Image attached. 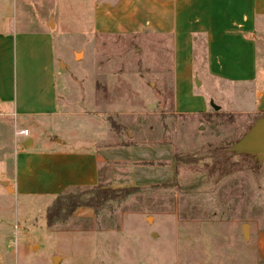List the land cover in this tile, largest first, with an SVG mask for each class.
<instances>
[{
  "label": "rangeland",
  "instance_id": "rangeland-1",
  "mask_svg": "<svg viewBox=\"0 0 264 264\" xmlns=\"http://www.w3.org/2000/svg\"><path fill=\"white\" fill-rule=\"evenodd\" d=\"M10 1L9 25L22 14ZM95 1L55 2L53 52L57 96L99 125L59 118L55 138L65 150L105 151L97 186L121 194L47 228L45 206L29 198L26 212L22 197L0 184V264H264V162L257 168L227 152L254 122L264 91V21L254 19L251 48L234 52L223 76L199 68L173 85L140 33H86ZM101 61L115 67L96 74ZM70 132L77 137L66 143ZM85 191L72 193L86 203Z\"/></svg>",
  "mask_w": 264,
  "mask_h": 264
},
{
  "label": "crops",
  "instance_id": "crops-1",
  "mask_svg": "<svg viewBox=\"0 0 264 264\" xmlns=\"http://www.w3.org/2000/svg\"><path fill=\"white\" fill-rule=\"evenodd\" d=\"M55 2L58 0H18L22 14L18 23L9 25L6 17L11 1L0 0V162L4 169L0 179L7 176L12 185L7 180L0 184L9 186L10 195L22 197L26 212L29 198L48 208L59 195L97 186L105 163V151L65 150L55 138L61 133L59 118L66 122L76 116L89 125H99L95 116L89 118L87 109L73 112L57 96ZM36 10H43L45 17L34 15L32 19L26 14ZM255 18L264 21V0H113L111 4L102 0L93 4V28L87 27L86 33H92L93 39H129L140 33L150 42L147 53L153 66L169 68L176 85L199 68L213 78L223 76L231 55L251 48L248 38L254 36ZM98 49L100 53V46ZM101 63L95 64L96 74L115 67L110 61ZM257 96L253 121L264 115V91ZM84 104L87 107L89 102ZM173 106L179 114L175 102ZM21 130H27L28 136L18 135ZM76 137L70 132L65 142Z\"/></svg>",
  "mask_w": 264,
  "mask_h": 264
},
{
  "label": "trees",
  "instance_id": "trees-1",
  "mask_svg": "<svg viewBox=\"0 0 264 264\" xmlns=\"http://www.w3.org/2000/svg\"><path fill=\"white\" fill-rule=\"evenodd\" d=\"M206 116H209L206 114ZM264 117V115H261ZM260 116V117H261ZM231 157V155H230ZM241 161H248L247 157H238ZM85 190V189H84ZM91 194V197L86 203H83L81 200V195L76 193H65L59 195L55 198L53 203L45 211V223L47 228H52L57 224L64 223L75 210L81 206L90 207L92 209L100 208L103 203L110 201L114 198L120 196L118 191L112 189H104L98 186L88 188V191H85ZM81 193V192H80Z\"/></svg>",
  "mask_w": 264,
  "mask_h": 264
},
{
  "label": "water",
  "instance_id": "water-1",
  "mask_svg": "<svg viewBox=\"0 0 264 264\" xmlns=\"http://www.w3.org/2000/svg\"><path fill=\"white\" fill-rule=\"evenodd\" d=\"M227 152L233 157L251 158L256 167H260L264 162V117L256 118L248 129L230 144ZM243 233L246 235V226L243 227Z\"/></svg>",
  "mask_w": 264,
  "mask_h": 264
},
{
  "label": "built area",
  "instance_id": "built-area-1",
  "mask_svg": "<svg viewBox=\"0 0 264 264\" xmlns=\"http://www.w3.org/2000/svg\"><path fill=\"white\" fill-rule=\"evenodd\" d=\"M17 134L22 135V136H28V131L27 130H21Z\"/></svg>",
  "mask_w": 264,
  "mask_h": 264
},
{
  "label": "flooded vegetation",
  "instance_id": "flooded-vegetation-1",
  "mask_svg": "<svg viewBox=\"0 0 264 264\" xmlns=\"http://www.w3.org/2000/svg\"><path fill=\"white\" fill-rule=\"evenodd\" d=\"M247 158H248V157H247ZM249 160H250V161H253L251 158H249ZM253 163H254V162H253ZM255 166H256V164H255Z\"/></svg>",
  "mask_w": 264,
  "mask_h": 264
}]
</instances>
